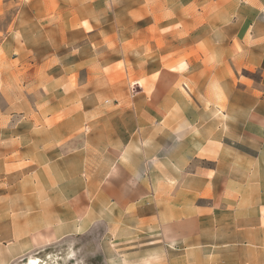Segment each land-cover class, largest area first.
<instances>
[{
  "label": "crops",
  "instance_id": "obj_1",
  "mask_svg": "<svg viewBox=\"0 0 264 264\" xmlns=\"http://www.w3.org/2000/svg\"><path fill=\"white\" fill-rule=\"evenodd\" d=\"M1 174L18 250L264 264V0H0Z\"/></svg>",
  "mask_w": 264,
  "mask_h": 264
},
{
  "label": "rangeland",
  "instance_id": "obj_2",
  "mask_svg": "<svg viewBox=\"0 0 264 264\" xmlns=\"http://www.w3.org/2000/svg\"><path fill=\"white\" fill-rule=\"evenodd\" d=\"M29 170L26 169L25 172ZM4 176L1 174L0 178ZM9 184L0 190V196L15 192V176L10 179ZM29 210L30 208L27 207L26 212ZM96 231L93 230L82 237H69L50 246L42 248L25 246V249L20 248V250L4 243L0 237V264H27L31 259H39L43 264H115L114 261L118 256L114 252L113 238L109 236L107 239H102ZM71 258L74 260L71 261Z\"/></svg>",
  "mask_w": 264,
  "mask_h": 264
},
{
  "label": "bare ground",
  "instance_id": "obj_3",
  "mask_svg": "<svg viewBox=\"0 0 264 264\" xmlns=\"http://www.w3.org/2000/svg\"><path fill=\"white\" fill-rule=\"evenodd\" d=\"M70 260L73 261L74 259L71 258ZM27 264H43V262L40 261L39 259H31V261H29V263Z\"/></svg>",
  "mask_w": 264,
  "mask_h": 264
}]
</instances>
